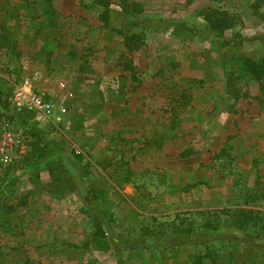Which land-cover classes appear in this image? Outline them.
<instances>
[{
  "label": "rangeland",
  "instance_id": "rangeland-1",
  "mask_svg": "<svg viewBox=\"0 0 264 264\" xmlns=\"http://www.w3.org/2000/svg\"><path fill=\"white\" fill-rule=\"evenodd\" d=\"M256 3L0 0V131L18 139L0 166V264H264ZM213 10L230 30L211 31ZM17 90L65 112H3Z\"/></svg>",
  "mask_w": 264,
  "mask_h": 264
},
{
  "label": "built area",
  "instance_id": "built-area-1",
  "mask_svg": "<svg viewBox=\"0 0 264 264\" xmlns=\"http://www.w3.org/2000/svg\"><path fill=\"white\" fill-rule=\"evenodd\" d=\"M7 100L16 112L30 113L35 120H50L56 116L57 112H65L62 105H57L51 97L31 91L17 90ZM17 143V137L9 130L8 126H5L0 131V166H8L13 163Z\"/></svg>",
  "mask_w": 264,
  "mask_h": 264
},
{
  "label": "trees",
  "instance_id": "trees-1",
  "mask_svg": "<svg viewBox=\"0 0 264 264\" xmlns=\"http://www.w3.org/2000/svg\"><path fill=\"white\" fill-rule=\"evenodd\" d=\"M262 2V0H258V3H256L253 6V9H255V12H257L258 9V4ZM235 16L229 14L227 11H218V10H213L210 11L207 15H206V20L210 26L211 31L217 33V34H223L226 30H230L233 26V22L235 21ZM137 42L134 40V37H131L130 40V44H136ZM0 82L3 84V89L6 90L7 92L10 93V89H11V85L9 84V82L4 79L1 78ZM261 93L264 94V84L261 85ZM7 96V95H6ZM8 97H6L3 101L4 105H3V109L2 111L4 112L6 110L7 104H8ZM39 158L42 156L41 154L38 155ZM74 157V159H76L77 161H80L82 159L81 156L79 155H72ZM226 211V210H224ZM248 212V211H245ZM253 213V211L248 212V214ZM246 215H248L247 213H245ZM244 219V221L242 220ZM250 220V216H245V215H238V217L235 215V217H233V221L232 223H230L229 227L231 229H235L237 231H241V232H246V227H248V224H246L247 220Z\"/></svg>",
  "mask_w": 264,
  "mask_h": 264
}]
</instances>
